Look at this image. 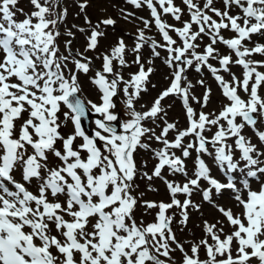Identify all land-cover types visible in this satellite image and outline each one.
Instances as JSON below:
<instances>
[{"label": "snow or ice", "instance_id": "1", "mask_svg": "<svg viewBox=\"0 0 264 264\" xmlns=\"http://www.w3.org/2000/svg\"><path fill=\"white\" fill-rule=\"evenodd\" d=\"M221 2L223 8L215 0H181L184 7L174 0H126L137 9L146 7L151 20L140 17L144 27L137 30L133 47L120 38L97 57L101 67L94 70L86 53L97 50L106 34L101 25L114 26V19L92 25L85 17L90 28L79 29L87 33L84 51L73 53L67 40L61 52L57 38L67 12L56 11L59 0H30L31 13L18 8L19 0H0V264H177V251L179 264H264V59L253 58L264 57V44L253 41L254 36L264 38V0ZM79 7L83 11L86 4ZM18 12L24 19H17ZM129 17L135 14L125 13ZM153 25L160 40L145 35ZM145 47L153 58L163 50L170 72L168 87L150 108L138 111L154 72L143 62ZM128 52L138 70L125 79ZM234 66L242 69L240 76ZM190 69L201 74L196 84L204 88L202 97L192 92ZM91 71L99 103L81 98L79 76ZM205 71L227 101L218 113L203 111L212 92ZM120 96L129 118L118 133L114 98ZM169 97L182 103L183 130L166 119L162 101ZM89 112L99 117L91 135L82 126ZM67 123L73 130L65 135ZM245 129L252 131L255 143ZM153 141L160 147L153 148ZM139 150L151 152L156 161L150 175L136 163ZM193 153L190 175L186 161ZM205 157L212 158L226 182L211 175ZM165 171L179 174L183 183L168 179ZM137 178L162 180L170 202L142 200L143 193L136 194ZM249 178L260 181L258 190ZM213 190L217 195L230 190L241 212L217 206L225 220L205 221L206 237L186 249L176 239V214L169 210L179 209V223L186 226L188 209H199L193 193L211 203ZM138 207L148 214L156 210L153 222H138Z\"/></svg>", "mask_w": 264, "mask_h": 264}, {"label": "rangeland", "instance_id": "2", "mask_svg": "<svg viewBox=\"0 0 264 264\" xmlns=\"http://www.w3.org/2000/svg\"><path fill=\"white\" fill-rule=\"evenodd\" d=\"M55 2L56 0H53L54 4ZM81 2L86 4V7L83 11L79 7V4ZM174 2L177 6L184 7V5H182L181 3V0H174ZM215 6L218 8H223L221 0H215ZM18 8H22L24 10V13H31V11L34 10L33 6L30 4V0H19ZM65 9L67 14L64 18L63 23L59 25V31L61 35L57 38L61 52L65 51V42L67 40L72 41L71 50L73 53L77 51H84L87 33L81 32L79 29L83 28L88 30L90 28L89 24L85 22V17H87L88 20L92 22V25L97 24L104 18H112L116 21L114 26H107L105 28L103 25H101V28L106 33L105 36L100 38L99 46L95 52L86 53V55L90 56L93 60L94 70H98L101 67V60L97 59V57L101 53L110 52L111 49L117 45L120 38L124 39L128 49H131L133 47L137 30L144 27L143 23L139 19L140 17L151 20L150 11L146 7L137 9L132 5L126 3V0H59L56 11L63 12ZM122 9L124 11H121ZM125 13H134L135 18L129 17L128 19H125ZM162 18L169 24H176L177 27L181 26L180 23L173 20L171 16H164ZM17 19L22 20L24 19V16L18 12ZM183 19L187 20L188 16L185 15ZM69 31H71V33L73 34L72 36H69L67 34ZM170 34H172L175 38L174 33ZM226 34V37L231 35L230 33ZM145 35L151 36L157 40L161 39L154 25L152 26L151 31L146 30ZM204 43H207V39H205ZM218 47H221V51L225 53L227 52V50L223 46L218 45ZM142 56L145 67L154 68V72L150 76V83L147 85V92L142 93L141 99L136 105L138 111H146L147 108H150L160 92L168 87L167 78L170 72L167 66L163 63L162 58L166 56V53L164 51H161L160 58H153L151 57L150 48L145 47L144 49H142ZM133 58L134 57L132 56L131 52H128L126 54V59L128 60L130 66L123 72L125 79L129 78V73H133L138 70V66L131 63ZM149 58H152L153 60V63L151 65L147 63ZM232 70L236 73L237 76L241 75L242 69H239L238 66H234ZM93 75L94 71L89 72L87 75H84L82 73L80 74L79 82L82 87L81 97L85 101L91 100L93 102L99 103V90L97 86H95L91 82V77ZM224 75L225 77L229 78L226 73ZM201 78L202 77L200 73L195 72L194 69L189 70L188 79L191 80L195 85V87L192 89V92L196 97H202L204 93V88L196 84L197 80ZM203 79L206 82V86L212 89L210 102L208 103V106L203 109V111L206 113H218L223 104L227 103V101L223 97L221 90L217 86L213 77H210L206 71L204 72ZM153 85H155V87H153ZM261 94L264 95V91H262ZM241 95H243V93H241ZM114 99L116 100L118 106L115 111L118 113V115H120L122 121L127 120L129 117L124 109L123 97L120 96L119 98ZM162 104L167 108L168 114L166 119L169 122H175L177 124V127L181 130L187 127L184 109L179 99L169 97L162 101ZM168 105H171V107H167ZM192 106L196 109L197 112L201 110L200 105L196 104L194 101L192 102ZM66 110L67 109H65V111ZM97 118L99 117L93 113V117L91 119L92 129H94V123L92 122H94V120ZM146 126L155 127L154 125L148 123H146ZM62 130L65 135L70 134L73 130V126L71 125V123H67L66 125L62 126ZM156 132L157 134H159L160 128L157 127ZM245 133L249 138L253 140V143L256 142V137L250 129H245ZM172 135L173 134L170 133V138L172 137ZM206 135L210 136L211 133H206ZM77 143H79V140L77 141ZM152 147L159 148L160 145L156 144L153 141ZM195 155L196 154L193 153V156L186 161L187 169L190 175L195 167ZM135 159L137 165L141 168V171L148 172V174L150 175L153 166L156 163L151 152L139 150L135 155ZM205 160L211 169V175L221 182H226V177L219 170L218 166L212 162V158L205 157ZM165 175L167 176L166 171ZM17 178L19 179V176H17ZM167 178L178 183H183V178L179 174H177L176 176H167ZM249 183L253 190L259 189V180H253L252 178H249ZM136 184L139 185V187L136 189V194L138 195L140 193H143L142 200L156 202L163 201L165 203L170 202L169 193L167 191L166 185L162 180L153 179L152 181H148L147 179L137 178ZM202 186L207 187V182L202 181ZM178 198L183 201L185 197L180 195L178 196ZM191 199L194 204L199 205V209H188L189 219L186 226L179 223V209L173 208L169 210V214H176V217L172 223V229L176 235V239L181 244H183L186 249H188L193 242H199L201 239H204L206 237V234L204 232L205 221H207L209 224H216L218 220H225V218L218 211L217 206L223 207L225 209L230 208L232 209L233 213L237 215H239L241 212V209L236 206V201L234 200L233 193L230 190H224L219 195H217L213 190L211 203L204 201L202 193L199 192H194ZM155 211L156 210H152V214H148L145 212L143 207H138L136 209L135 215L138 222L140 220H143L144 223H150L154 220ZM225 231H231V228L227 225L226 221ZM181 255L182 254L179 251L175 253L177 264H179ZM200 257L201 259L206 258L203 249H201L200 251Z\"/></svg>", "mask_w": 264, "mask_h": 264}, {"label": "bare ground", "instance_id": "3", "mask_svg": "<svg viewBox=\"0 0 264 264\" xmlns=\"http://www.w3.org/2000/svg\"><path fill=\"white\" fill-rule=\"evenodd\" d=\"M253 41H255V42H258V43H261V44H264V38H260V37H258V36H254L253 37ZM251 46V45H250ZM254 58H262V57H260L259 55H257V56H255ZM213 63H215V62H213ZM264 70V69H263ZM207 72V71H206ZM208 73V72H207ZM208 75L211 77V74L210 73H208Z\"/></svg>", "mask_w": 264, "mask_h": 264}, {"label": "water", "instance_id": "4", "mask_svg": "<svg viewBox=\"0 0 264 264\" xmlns=\"http://www.w3.org/2000/svg\"><path fill=\"white\" fill-rule=\"evenodd\" d=\"M89 117H90V113H88V119L82 121V125H83L87 130L90 131V129H89ZM114 126H116V125H114ZM116 127H117V126H116ZM117 129H118V127H117ZM91 133H92V132H91Z\"/></svg>", "mask_w": 264, "mask_h": 264}]
</instances>
